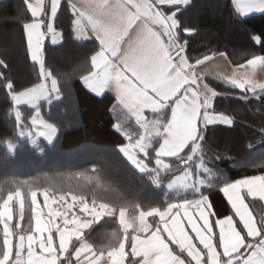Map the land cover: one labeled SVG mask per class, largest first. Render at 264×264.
Returning <instances> with one entry per match:
<instances>
[{"label":"snow or ice","instance_id":"snow-or-ice-1","mask_svg":"<svg viewBox=\"0 0 264 264\" xmlns=\"http://www.w3.org/2000/svg\"><path fill=\"white\" fill-rule=\"evenodd\" d=\"M25 4L30 17L21 18L22 40L36 78L18 85L9 63L0 59V90L13 120L11 138L3 142L6 150L14 153L21 139L39 152L43 143L54 142L60 129L42 115L41 101L60 100V81L78 75L94 98L112 96L111 129L117 137L112 150L151 184L178 195L191 193V198L166 199L147 209L135 204L129 218L128 205L98 197V179L88 192L65 191L54 181L55 191L24 182L27 193L18 186L0 198V264H264V212L257 216L252 210L254 201L264 202V171L216 182L205 160L209 130L235 124L217 107L218 99L231 95L264 103V83L240 71L264 66V54L236 65L230 76L200 69L211 57L189 52L188 37L198 31L190 20L193 0ZM229 7L241 24L250 14H264V0H230ZM65 14L67 29L60 23ZM68 37L81 47L92 42L72 72L49 63ZM251 39L264 49V33ZM214 75L225 88L237 91L218 88L209 79ZM255 166L264 169V163ZM77 175L89 184L94 181ZM212 188L222 194L219 207L206 194ZM27 198L30 217L25 222ZM105 216L116 218L119 228L106 244L95 246L87 231Z\"/></svg>","mask_w":264,"mask_h":264},{"label":"trees","instance_id":"trees-1","mask_svg":"<svg viewBox=\"0 0 264 264\" xmlns=\"http://www.w3.org/2000/svg\"><path fill=\"white\" fill-rule=\"evenodd\" d=\"M216 1L193 0L190 20L198 31L188 37L190 55L213 56L223 52L234 65H238L254 54H264V49L251 39L252 35L264 33V14L250 15L241 24L229 7L230 0H221L222 9L219 11L210 8L212 3L217 4ZM29 17L25 0L0 1V59L9 63L10 75L18 85H27L36 78L31 61L26 59L22 40L20 21ZM60 23L67 29V14L60 17ZM91 44L90 41L81 47L68 37L49 63L56 64L64 72H72L82 62ZM209 79L225 92L237 91L225 88L215 75ZM60 86L61 99L42 104L44 115L60 129L54 144L43 143V152L23 139L18 141L14 153L10 154L3 146V142L11 138L13 120L8 115V103L0 90V198H6L18 186L27 193L29 189L24 182L38 189L49 187L50 191H55L51 186L54 181L65 191L71 188L88 192L94 189L98 179L102 186L95 188L98 197L114 204L128 205V208L139 204L147 209L162 205L166 199L172 200L176 193L151 184L112 150L117 138L111 129L114 122V116L109 112L112 96L107 94L102 100L94 98L83 89L78 75L67 82L61 80ZM217 107L231 115L235 124L231 129L218 126L209 130L205 160L215 173L212 179L219 182L225 177L231 180L264 171L255 166L264 163V103L255 99L244 102L229 95L218 99ZM22 110L25 114L31 111L27 107ZM213 154L222 158L217 160ZM94 167L95 173L92 172ZM77 173L93 177V183H87ZM184 195L191 198V193H180L176 194V199ZM88 199L91 200V196ZM25 205L26 222L30 217V198L25 200ZM261 212L258 211L257 216ZM107 225H111L109 236L119 228L113 220L107 221ZM98 228L99 225L93 227L87 233L88 237Z\"/></svg>","mask_w":264,"mask_h":264},{"label":"crops","instance_id":"crops-1","mask_svg":"<svg viewBox=\"0 0 264 264\" xmlns=\"http://www.w3.org/2000/svg\"><path fill=\"white\" fill-rule=\"evenodd\" d=\"M0 1H3V0H0ZM33 2H35V0H33ZM76 2H78V0H76ZM254 14H259V13H254ZM250 15H253V14H250ZM210 57L211 58L208 61H206L204 64H202L200 66V69H207L210 72H212L213 74L230 76L232 74V72H233V69L236 67V65H234L232 63V61L230 60V58L228 57L227 54H226V57L225 56H221L220 53L216 54V55H213V56H210ZM240 71L241 72L247 71L251 75L252 79H254V80L258 81V82L264 83V66H259L258 65L255 68H248L247 70L240 69ZM107 94L111 95L110 93H106V95ZM45 102L46 101H41V105L44 104ZM41 112H42V115L45 117V119H47V117L43 113L42 108H41ZM220 127H222V126H220ZM223 128H226V127H223ZM231 128H233V127H231ZM231 128H228V129H231ZM58 136H59V134H58ZM57 138L54 140V142L52 144L55 143ZM257 174H260V173H257ZM39 190H43V189H39ZM206 194L210 195V198L215 202V204L218 207L222 205V203H223L222 194L218 193L216 190H210V191L208 190L206 192ZM38 199L41 202L43 201V197L42 196H38ZM25 208H26V205H25ZM252 210L256 214H258V211L259 212H261V211L264 212V202L259 201V200L254 201L253 204H252ZM135 211L136 210L133 207L132 208H128L127 217L130 218ZM110 220L116 221L118 223V220L116 218L105 216L98 223H95L93 225V227H95L96 225L97 226L99 225V228H98V230H96L93 233V235L91 237L89 236L88 239L95 246H96L95 243H97V245H99V246L104 245V244L107 243V239L109 237V233H108L109 232V227L111 226V225H107V221H110ZM92 228L90 230H88L87 233L92 231ZM87 236H88V234H87Z\"/></svg>","mask_w":264,"mask_h":264},{"label":"rangeland","instance_id":"rangeland-1","mask_svg":"<svg viewBox=\"0 0 264 264\" xmlns=\"http://www.w3.org/2000/svg\"><path fill=\"white\" fill-rule=\"evenodd\" d=\"M218 1V2H217ZM216 2H217V4L216 3H212L211 5H210V8L211 9H214V10H217V11H219V10H221L222 8H221V4H222V2H221V0H217ZM218 3H219V5H218ZM221 3V4H220ZM221 14V13H220ZM172 193H175V192H173V191H171ZM177 194V193H176ZM176 194H175V196H174V198L172 199V200H174V199H176Z\"/></svg>","mask_w":264,"mask_h":264}]
</instances>
